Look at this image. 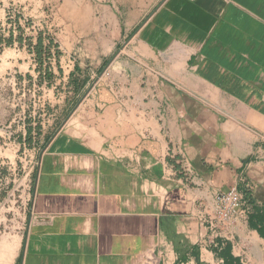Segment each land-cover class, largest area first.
Instances as JSON below:
<instances>
[{"label": "crops", "instance_id": "crops-1", "mask_svg": "<svg viewBox=\"0 0 264 264\" xmlns=\"http://www.w3.org/2000/svg\"><path fill=\"white\" fill-rule=\"evenodd\" d=\"M13 2L56 83L17 264H264V0Z\"/></svg>", "mask_w": 264, "mask_h": 264}, {"label": "rangeland", "instance_id": "rangeland-1", "mask_svg": "<svg viewBox=\"0 0 264 264\" xmlns=\"http://www.w3.org/2000/svg\"><path fill=\"white\" fill-rule=\"evenodd\" d=\"M32 27L20 4L0 0V264L16 262L27 224L35 156L30 144L25 145L24 132L44 121L45 110L53 104L49 90L56 85L41 74L53 69L49 64L53 54L45 55L48 64L41 67L34 50L35 36L36 43L40 37L49 38L35 35ZM29 53L35 55L36 78L28 76L24 65ZM5 240L14 246L5 245Z\"/></svg>", "mask_w": 264, "mask_h": 264}, {"label": "built area", "instance_id": "built-area-1", "mask_svg": "<svg viewBox=\"0 0 264 264\" xmlns=\"http://www.w3.org/2000/svg\"><path fill=\"white\" fill-rule=\"evenodd\" d=\"M31 195L29 197L30 203ZM241 207V196L236 189H232L224 195L218 197L216 214L224 220L229 221Z\"/></svg>", "mask_w": 264, "mask_h": 264}, {"label": "trees", "instance_id": "trees-1", "mask_svg": "<svg viewBox=\"0 0 264 264\" xmlns=\"http://www.w3.org/2000/svg\"><path fill=\"white\" fill-rule=\"evenodd\" d=\"M7 43L9 45L13 44V39L12 37L10 39L7 40ZM34 50L36 52V57H37V61L39 63V66H43L44 62H45V55H49V49H45L44 45H43V40L42 37L38 38L36 45L34 46ZM50 72H45V75L47 77V79H51L52 75L49 74Z\"/></svg>", "mask_w": 264, "mask_h": 264}]
</instances>
